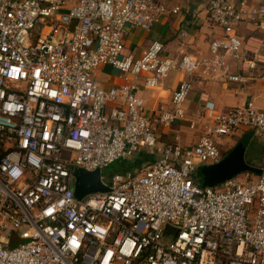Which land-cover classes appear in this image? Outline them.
<instances>
[{
  "label": "built area",
  "instance_id": "obj_1",
  "mask_svg": "<svg viewBox=\"0 0 264 264\" xmlns=\"http://www.w3.org/2000/svg\"><path fill=\"white\" fill-rule=\"evenodd\" d=\"M178 11L159 0H0V264H264V161L253 178L195 180L239 132L264 136V110L251 98L198 108L187 145L156 134L184 119L192 76L245 84L256 68L235 33L242 4L207 0L219 34L210 57L163 58L158 41L136 59L125 51L129 29L149 32ZM102 66L121 84L101 87ZM173 70L186 79L151 121L138 81L155 89ZM144 147L158 156L149 166L101 175ZM77 169L99 171L108 192L77 200Z\"/></svg>",
  "mask_w": 264,
  "mask_h": 264
},
{
  "label": "crops",
  "instance_id": "obj_2",
  "mask_svg": "<svg viewBox=\"0 0 264 264\" xmlns=\"http://www.w3.org/2000/svg\"><path fill=\"white\" fill-rule=\"evenodd\" d=\"M167 9L178 8L177 14L166 15L149 32L140 29H129L125 36V51L135 58L149 47L153 41L160 42L164 47L163 58L178 61L184 55H190L197 59L210 57L208 46L212 39L219 37L207 21V0H159ZM232 4L240 5L244 10V20L237 26L235 33L242 40L247 52L251 57H256V68L244 76L246 83H224L220 80L206 79L198 75L191 78L192 90L183 105L185 110L184 119L170 129L158 128L157 136L166 134L169 138L174 135L179 137L180 143L187 145L195 141L199 131L195 135L189 129V124L197 122L195 113L198 108H213L226 110L243 105L248 99H262L264 101V0H228ZM196 6L193 14L188 12V5ZM190 16V19L188 18ZM230 73L241 74L239 66L232 60H226ZM116 69L110 66H102L95 72V78L101 87L107 89L121 84V80L112 77ZM186 79L179 71L169 72L161 79L158 87L147 89L144 87L143 78L137 84V95L144 102V114L153 121L155 116L165 110H170L171 96L180 81ZM263 104V103H262ZM264 110V107L256 106ZM183 122L187 124L183 126ZM177 126L178 129H174ZM186 134L187 136H183ZM181 139V140H180ZM154 150L144 147L132 159L138 161L135 169L141 170L157 160Z\"/></svg>",
  "mask_w": 264,
  "mask_h": 264
},
{
  "label": "water",
  "instance_id": "obj_3",
  "mask_svg": "<svg viewBox=\"0 0 264 264\" xmlns=\"http://www.w3.org/2000/svg\"><path fill=\"white\" fill-rule=\"evenodd\" d=\"M195 8V5L189 4L188 12L193 14ZM188 18L190 19V16ZM252 139V132L245 133L218 163L199 167L195 174V180L198 185L211 188L242 173L250 172L254 175H259L260 170L251 167L245 160V153ZM73 175L75 178L74 196L77 200H82L90 194L108 192V188L100 182L99 171L86 172L77 169ZM167 231L168 229L165 230V232Z\"/></svg>",
  "mask_w": 264,
  "mask_h": 264
},
{
  "label": "rangeland",
  "instance_id": "obj_4",
  "mask_svg": "<svg viewBox=\"0 0 264 264\" xmlns=\"http://www.w3.org/2000/svg\"><path fill=\"white\" fill-rule=\"evenodd\" d=\"M162 55H164V51H163ZM111 76L120 80V77L123 78L124 74H121L119 71L116 70V74H111ZM255 104H256V106L264 107V101H262V99L255 100ZM183 126L186 127L187 124L185 122H183ZM174 129H178V127L174 126ZM192 133L195 135V132L192 131ZM243 134H245V133L239 132L238 136H236L234 138V142H233L234 145L237 144V142L243 136ZM183 136H187V135L183 134L182 137ZM227 144H230V143L228 142ZM137 160H136V158L135 159L131 158V159H127V160L116 161L112 165H110L107 168H105L104 170H102L101 175L105 176L107 178L109 175H111L115 172H118V171H121V172H123V171L137 172L138 170L135 169L136 163L138 162ZM245 160L248 162V164L251 167H254V168H259L261 163H263V161H264V136L263 137H255V138L253 137V139L251 140V142H250V144L246 150ZM240 175L243 178H253V176H254V174H252L250 172L242 173Z\"/></svg>",
  "mask_w": 264,
  "mask_h": 264
},
{
  "label": "flooded vegetation",
  "instance_id": "obj_5",
  "mask_svg": "<svg viewBox=\"0 0 264 264\" xmlns=\"http://www.w3.org/2000/svg\"><path fill=\"white\" fill-rule=\"evenodd\" d=\"M243 135H244V134H243ZM239 140H240V139H239ZM234 146H235V145H233V147H234ZM233 147H232V148H233Z\"/></svg>",
  "mask_w": 264,
  "mask_h": 264
},
{
  "label": "trees",
  "instance_id": "obj_6",
  "mask_svg": "<svg viewBox=\"0 0 264 264\" xmlns=\"http://www.w3.org/2000/svg\"><path fill=\"white\" fill-rule=\"evenodd\" d=\"M225 155V154H224ZM118 172H121V171H118ZM124 172V171H123Z\"/></svg>",
  "mask_w": 264,
  "mask_h": 264
}]
</instances>
